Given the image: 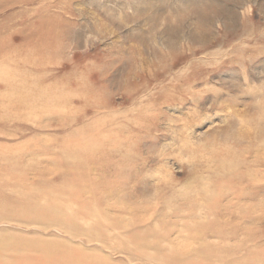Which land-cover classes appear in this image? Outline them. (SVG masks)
<instances>
[{
    "label": "rangeland",
    "instance_id": "rangeland-1",
    "mask_svg": "<svg viewBox=\"0 0 264 264\" xmlns=\"http://www.w3.org/2000/svg\"><path fill=\"white\" fill-rule=\"evenodd\" d=\"M0 264H264V0H0Z\"/></svg>",
    "mask_w": 264,
    "mask_h": 264
},
{
    "label": "bare ground",
    "instance_id": "bare-ground-1",
    "mask_svg": "<svg viewBox=\"0 0 264 264\" xmlns=\"http://www.w3.org/2000/svg\"><path fill=\"white\" fill-rule=\"evenodd\" d=\"M192 258H193V256H192ZM198 260V259H197Z\"/></svg>",
    "mask_w": 264,
    "mask_h": 264
}]
</instances>
